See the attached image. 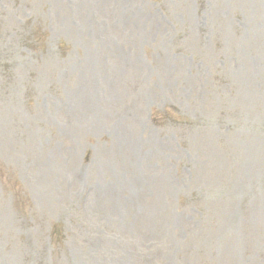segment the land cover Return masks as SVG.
<instances>
[{
  "label": "rangeland",
  "instance_id": "rangeland-1",
  "mask_svg": "<svg viewBox=\"0 0 264 264\" xmlns=\"http://www.w3.org/2000/svg\"><path fill=\"white\" fill-rule=\"evenodd\" d=\"M0 264H264V0H0Z\"/></svg>",
  "mask_w": 264,
  "mask_h": 264
},
{
  "label": "bare ground",
  "instance_id": "bare-ground-1",
  "mask_svg": "<svg viewBox=\"0 0 264 264\" xmlns=\"http://www.w3.org/2000/svg\"><path fill=\"white\" fill-rule=\"evenodd\" d=\"M120 183H121L126 189L129 188V185L127 184V182H125V181H121Z\"/></svg>",
  "mask_w": 264,
  "mask_h": 264
}]
</instances>
